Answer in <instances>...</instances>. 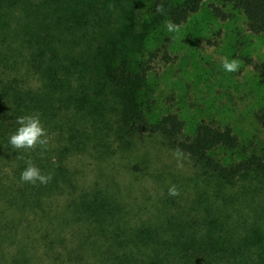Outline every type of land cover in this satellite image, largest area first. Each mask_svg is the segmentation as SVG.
I'll use <instances>...</instances> for the list:
<instances>
[{
	"label": "trees",
	"instance_id": "16d2710c",
	"mask_svg": "<svg viewBox=\"0 0 264 264\" xmlns=\"http://www.w3.org/2000/svg\"><path fill=\"white\" fill-rule=\"evenodd\" d=\"M225 1L264 35V0ZM204 2L0 0V242L20 232L21 245L37 243L55 264H264V139L236 159L242 143L230 126L203 121L187 135L175 113L151 121L144 98L157 54L130 59L162 23L180 26ZM254 67L264 78V64ZM37 112L50 136L43 157L8 142L17 117ZM257 117L264 131V111ZM144 135L165 138L182 167L191 161L189 177H174L178 196L144 217L112 185L79 188L69 157ZM27 158L52 175L47 185L20 180ZM25 247L20 264H34Z\"/></svg>",
	"mask_w": 264,
	"mask_h": 264
},
{
	"label": "rangeland",
	"instance_id": "374dc122",
	"mask_svg": "<svg viewBox=\"0 0 264 264\" xmlns=\"http://www.w3.org/2000/svg\"><path fill=\"white\" fill-rule=\"evenodd\" d=\"M215 7L221 8L226 18L217 15ZM146 11L147 6L141 4L136 9L142 16ZM135 20L136 32H142L144 21L141 16ZM169 23H162L142 40V49L130 55L133 65H139L143 53L146 59L157 54L149 63L144 98L151 104L150 120L175 113L184 120L187 135L203 121L230 126L242 143L236 159L260 152L264 131L257 116L264 111V78L254 64H264V35L252 33L244 12L225 0H205L198 13L172 31L167 27ZM225 59L237 61V69L226 70ZM38 84L37 80L32 82L34 86ZM113 147L110 153L100 150L72 155L69 168L77 176L80 189L112 185L144 217L156 210L159 198L175 185L174 177H189L194 170L191 161L182 167V157L169 148L162 136L135 137L125 149L118 150L117 144ZM173 162L181 165L173 166ZM65 196L72 197L68 192ZM15 238L11 245L0 242V264H20V247L25 246L20 244V232ZM37 246L29 242L25 247L33 263L55 264L48 257L42 258Z\"/></svg>",
	"mask_w": 264,
	"mask_h": 264
},
{
	"label": "clouds",
	"instance_id": "9594fccd",
	"mask_svg": "<svg viewBox=\"0 0 264 264\" xmlns=\"http://www.w3.org/2000/svg\"><path fill=\"white\" fill-rule=\"evenodd\" d=\"M167 27L169 31L174 30V26L171 23ZM223 67L228 71H235L238 63L235 60L228 62L225 59ZM16 124L18 127L15 132L10 134L8 141L12 148L23 150L24 152H38L43 157L50 144V136L41 121L40 113L21 115L17 117ZM25 164L26 167L20 175L22 182L32 185H47L52 180V175L42 173L41 169L31 158L25 159ZM168 194L170 196H178L180 193L178 188L172 185L168 189Z\"/></svg>",
	"mask_w": 264,
	"mask_h": 264
}]
</instances>
